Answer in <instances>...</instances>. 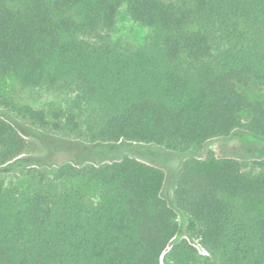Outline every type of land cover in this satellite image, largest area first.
I'll return each instance as SVG.
<instances>
[{"label":"trees","instance_id":"trees-1","mask_svg":"<svg viewBox=\"0 0 264 264\" xmlns=\"http://www.w3.org/2000/svg\"><path fill=\"white\" fill-rule=\"evenodd\" d=\"M123 8L141 46L111 38ZM7 78L70 98L0 89V264H264V158L191 157L168 201L134 151L264 140V0H0ZM21 125L72 160L26 157Z\"/></svg>","mask_w":264,"mask_h":264},{"label":"rangeland","instance_id":"rangeland-1","mask_svg":"<svg viewBox=\"0 0 264 264\" xmlns=\"http://www.w3.org/2000/svg\"><path fill=\"white\" fill-rule=\"evenodd\" d=\"M149 34L147 28L140 27L134 23L121 9L116 27L111 33V38L129 43L135 47L141 46ZM0 89L14 97L15 100L41 108L50 102L57 105H64L70 95L59 94L36 88H22L14 80L7 78L0 79ZM7 112L0 109V116L6 117ZM22 132L30 144V150L26 154L28 158H37L41 163L62 164L72 160V156L63 152H51L48 140L42 138L37 132L29 130L24 125ZM26 128V129H25ZM56 136V135H54ZM69 139H76L68 137ZM140 161L149 165L161 168L165 173L162 196L172 201L178 178V173L184 161L191 157L204 159L209 154L216 157H232L245 165L246 170H251V163L264 158V140H256L249 133L237 130L232 135L224 138H217L209 141L201 148H192L186 151H171L154 145L139 146L134 149ZM53 153V154H52ZM179 223L182 227L181 237L188 239L193 245L201 250L198 243L186 232L188 225L184 215L179 214Z\"/></svg>","mask_w":264,"mask_h":264}]
</instances>
